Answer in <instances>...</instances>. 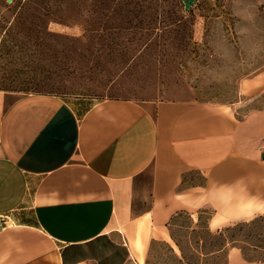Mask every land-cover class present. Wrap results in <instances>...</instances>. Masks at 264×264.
Wrapping results in <instances>:
<instances>
[{
  "label": "crops",
  "instance_id": "obj_1",
  "mask_svg": "<svg viewBox=\"0 0 264 264\" xmlns=\"http://www.w3.org/2000/svg\"><path fill=\"white\" fill-rule=\"evenodd\" d=\"M239 93L264 96V71ZM237 105L0 89V264H139L155 240L179 254L181 213L264 215V105Z\"/></svg>",
  "mask_w": 264,
  "mask_h": 264
},
{
  "label": "rangeland",
  "instance_id": "obj_2",
  "mask_svg": "<svg viewBox=\"0 0 264 264\" xmlns=\"http://www.w3.org/2000/svg\"><path fill=\"white\" fill-rule=\"evenodd\" d=\"M4 1L2 90L238 104L239 114L264 105V96L239 93L244 79L264 71V0H194L186 10L184 0H64L53 18L36 13L23 22L13 6L25 0L7 1L9 8ZM208 215L173 220L185 261L223 264L234 244L264 260V215L221 232L208 230ZM139 262L183 264L163 240Z\"/></svg>",
  "mask_w": 264,
  "mask_h": 264
},
{
  "label": "trees",
  "instance_id": "obj_3",
  "mask_svg": "<svg viewBox=\"0 0 264 264\" xmlns=\"http://www.w3.org/2000/svg\"><path fill=\"white\" fill-rule=\"evenodd\" d=\"M59 2L63 3L64 0H25V1H19L16 5L13 6V8H14V11H16V13H17V16H18L17 20H21V19L27 20V19H29V17H28L29 14L30 15L34 14L35 16H37L36 13L40 14V15L37 16L40 19H43V18L45 19V18H49V17L53 18V16L55 15V11H57V9L59 8V6H57V3H59ZM50 3H51V5H50ZM2 6L6 7V8L11 7L10 3H7V1L6 2L5 1L2 2ZM58 11H62V9L60 8V9H58ZM22 14H24V15L27 14V15H25V16L23 15V17H22L21 16ZM20 17H21V19H20ZM21 22H23V21L21 20ZM30 23H32V21H30ZM232 225H234V224H232ZM232 225L225 226V227H223L221 229H218V230H216L214 232H221L222 230H227ZM210 232H213V231H210ZM171 236H172L173 240L175 241L178 249L181 252L180 255L178 253L176 254L174 252L173 248L169 245V247L171 248V250H172L173 254L175 255V257L179 261H181L183 264H190L187 261H185V259H184L185 257H184V254H183L182 247H181L180 243L178 242V240L174 237L172 232H171ZM218 250L219 249H215L213 251L215 252V251H218ZM225 263H226V261L223 264H225Z\"/></svg>",
  "mask_w": 264,
  "mask_h": 264
},
{
  "label": "water",
  "instance_id": "obj_4",
  "mask_svg": "<svg viewBox=\"0 0 264 264\" xmlns=\"http://www.w3.org/2000/svg\"><path fill=\"white\" fill-rule=\"evenodd\" d=\"M8 2H10L11 0H7ZM185 1V10L189 7V5H191V3L194 1V0H184Z\"/></svg>",
  "mask_w": 264,
  "mask_h": 264
}]
</instances>
